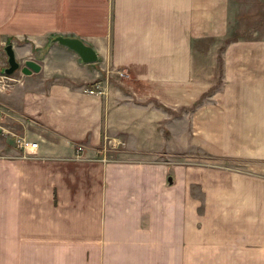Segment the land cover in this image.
Returning <instances> with one entry per match:
<instances>
[{
  "label": "crops",
  "instance_id": "1",
  "mask_svg": "<svg viewBox=\"0 0 264 264\" xmlns=\"http://www.w3.org/2000/svg\"><path fill=\"white\" fill-rule=\"evenodd\" d=\"M255 1L0 0V46L38 66L0 91V264H264V36L220 49ZM159 114L166 159L136 160Z\"/></svg>",
  "mask_w": 264,
  "mask_h": 264
},
{
  "label": "rangeland",
  "instance_id": "2",
  "mask_svg": "<svg viewBox=\"0 0 264 264\" xmlns=\"http://www.w3.org/2000/svg\"><path fill=\"white\" fill-rule=\"evenodd\" d=\"M250 1V0H248ZM237 13L236 18H232V33L228 35L227 38L222 39V45L220 44V49L222 50L225 41L230 39L236 38H248L251 35V29L258 33V36H264V3H260L255 1V3L247 2V3H237ZM235 31H234V30ZM237 30V32H236ZM256 35V34H255ZM215 56H220V50H218ZM0 59L4 60L5 57L3 56V52L1 51L0 46ZM162 107L161 103H158V107ZM160 109V108H159ZM159 114L158 126H157V144L155 147L157 148V152H149V153H141L136 155V160L143 161V162H164L165 157V121L164 115ZM112 146V144H111ZM120 146V147H119ZM119 147V148H118ZM116 151H109L107 152L106 159H129L131 156L124 152V146L121 143H118Z\"/></svg>",
  "mask_w": 264,
  "mask_h": 264
},
{
  "label": "water",
  "instance_id": "3",
  "mask_svg": "<svg viewBox=\"0 0 264 264\" xmlns=\"http://www.w3.org/2000/svg\"><path fill=\"white\" fill-rule=\"evenodd\" d=\"M51 43H57L72 50L77 54L80 62L82 63H93L97 59V55L93 48L78 37L54 35L50 37L48 41V44ZM1 51L3 52L6 63L5 67H0V73L2 74L10 75L17 70H19L21 73H29L31 69H38L37 64L31 60H26L23 65H19L14 57L13 50L9 43L2 45ZM167 181H171L170 177L167 178Z\"/></svg>",
  "mask_w": 264,
  "mask_h": 264
},
{
  "label": "built area",
  "instance_id": "4",
  "mask_svg": "<svg viewBox=\"0 0 264 264\" xmlns=\"http://www.w3.org/2000/svg\"><path fill=\"white\" fill-rule=\"evenodd\" d=\"M118 75L120 77L126 76V74L119 72ZM9 78L5 76H0V91L7 89L9 85ZM96 93H101L100 89L95 88L94 89ZM89 93H93V90H88ZM1 108V106H0ZM7 133L4 122H3V111L0 109V136L5 135ZM13 141L15 146L21 151V156H27L29 154L34 153V150L37 147V143L35 141H29L25 137L21 136H14ZM77 150H80V146L76 148Z\"/></svg>",
  "mask_w": 264,
  "mask_h": 264
},
{
  "label": "bare ground",
  "instance_id": "5",
  "mask_svg": "<svg viewBox=\"0 0 264 264\" xmlns=\"http://www.w3.org/2000/svg\"><path fill=\"white\" fill-rule=\"evenodd\" d=\"M0 76H5V77H7V78H9V85H11V83L13 82L12 81V78H10L8 75H5V74H0Z\"/></svg>",
  "mask_w": 264,
  "mask_h": 264
},
{
  "label": "flooded vegetation",
  "instance_id": "6",
  "mask_svg": "<svg viewBox=\"0 0 264 264\" xmlns=\"http://www.w3.org/2000/svg\"><path fill=\"white\" fill-rule=\"evenodd\" d=\"M5 44H6V43H5ZM5 44H4V45H5ZM2 66H3V67H5V66H6L5 59H4V62H3V65H2Z\"/></svg>",
  "mask_w": 264,
  "mask_h": 264
}]
</instances>
